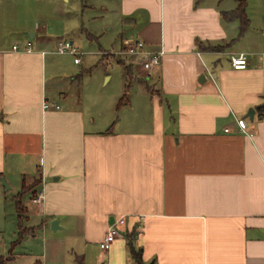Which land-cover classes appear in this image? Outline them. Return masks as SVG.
Returning <instances> with one entry per match:
<instances>
[{
	"label": "crops",
	"instance_id": "crops-1",
	"mask_svg": "<svg viewBox=\"0 0 264 264\" xmlns=\"http://www.w3.org/2000/svg\"><path fill=\"white\" fill-rule=\"evenodd\" d=\"M237 6L119 0L129 32L115 54L145 87L128 93L124 117L117 96L89 100L78 78L49 76L48 39L29 38L32 53L0 46V189L5 178L18 197L31 192L25 211L43 228L59 219L76 263L137 264L135 234L144 264H264V0H248L243 36L224 18ZM136 40L164 53L153 70L126 53ZM240 53L245 70L231 65Z\"/></svg>",
	"mask_w": 264,
	"mask_h": 264
},
{
	"label": "rangeland",
	"instance_id": "rangeland-1",
	"mask_svg": "<svg viewBox=\"0 0 264 264\" xmlns=\"http://www.w3.org/2000/svg\"><path fill=\"white\" fill-rule=\"evenodd\" d=\"M118 1L0 0V46L16 43L21 48L23 41L29 43L31 34H37L38 40L48 39V52L54 51L60 41H73L81 64L76 65L71 55L48 54L49 76L78 78L81 92L89 100L100 93L121 99L126 73L118 62L126 61L115 53L121 50V35L129 30L121 21ZM139 90H145L144 85L134 82L129 93ZM126 106H122V117ZM1 184L0 257H5L6 264H77L69 253L71 248L64 247L68 246L67 232L43 228L33 214L26 213L31 192L19 199L15 189L6 190Z\"/></svg>",
	"mask_w": 264,
	"mask_h": 264
},
{
	"label": "built area",
	"instance_id": "built-area-1",
	"mask_svg": "<svg viewBox=\"0 0 264 264\" xmlns=\"http://www.w3.org/2000/svg\"><path fill=\"white\" fill-rule=\"evenodd\" d=\"M20 47L17 45L14 46L15 51H20ZM24 52L32 53L34 50L29 43ZM58 55H72L75 57V64L80 65L82 62L81 54L76 50L72 42L69 41H60L56 44V48L54 51ZM127 54L135 57H140L143 59L142 65L143 68L147 71L153 70L156 66H158L161 62L163 52H149L146 50L145 43L141 40H136L132 44L128 45ZM231 65L235 70H245L248 67V55L246 53H240L237 55H232L230 58ZM51 108L60 109V106L53 104L52 102L46 101L44 103V109L48 110ZM237 125L239 127L240 132L248 134L247 126L244 120H237ZM229 132V128L225 130ZM43 199L42 195H39L34 199L35 203L41 202ZM126 224L125 218H120L115 221V223L109 228L107 233L104 236L102 243L100 244V248L102 251H109L117 238L120 236L121 228Z\"/></svg>",
	"mask_w": 264,
	"mask_h": 264
},
{
	"label": "trees",
	"instance_id": "trees-1",
	"mask_svg": "<svg viewBox=\"0 0 264 264\" xmlns=\"http://www.w3.org/2000/svg\"><path fill=\"white\" fill-rule=\"evenodd\" d=\"M237 3V9L233 12L225 13L224 18L225 20L232 22L238 20L240 22V27H239V34L240 36H243L249 29L250 27V20L247 15V7H248V0H234ZM207 50H222L220 47H209ZM120 65L124 67V71L126 73V84H125V95L120 99L119 102V107L127 104L129 101L128 93L131 89V86L134 81V71H133V65H127L123 61L118 62ZM258 110H263V107H259ZM19 199H21L19 197ZM21 202L18 201L19 208H21ZM129 237V247H130V252L132 254L133 259L137 264H144L143 258H142V253L140 250H137L135 246L133 245V241L135 239V234H131L128 236ZM0 264H6V259L5 257H0ZM77 264H85L83 258H78L77 259Z\"/></svg>",
	"mask_w": 264,
	"mask_h": 264
},
{
	"label": "water",
	"instance_id": "water-1",
	"mask_svg": "<svg viewBox=\"0 0 264 264\" xmlns=\"http://www.w3.org/2000/svg\"><path fill=\"white\" fill-rule=\"evenodd\" d=\"M34 37V35H29V38H30V40H32V38ZM201 78H204V75H202L201 76ZM264 106V105H263ZM255 113H256V110L255 109H250L249 111H248V113H247V115H246V118H250L251 120H253L254 119V116H255ZM2 182H3V185L5 186V189L6 190H10L11 188H10V186H9V184L6 182V179L5 178H2ZM51 227H52V230L54 231V232H57V231H59L60 229H62L61 227H60V220L59 219H56V220H54L53 222H52V224H51Z\"/></svg>",
	"mask_w": 264,
	"mask_h": 264
}]
</instances>
